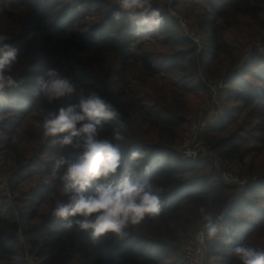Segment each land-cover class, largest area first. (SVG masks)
Segmentation results:
<instances>
[{"label": "trees", "instance_id": "1", "mask_svg": "<svg viewBox=\"0 0 264 264\" xmlns=\"http://www.w3.org/2000/svg\"><path fill=\"white\" fill-rule=\"evenodd\" d=\"M1 1L0 34L18 49L11 74L19 86L0 93V123L5 124L0 127L1 174L15 197L11 207L0 205V264H26L20 234L28 253L42 264H176L174 252L206 224L201 208L214 220L226 210L218 223L223 236L209 243L215 264H240L234 249L241 244L264 250V175L230 199L233 188L216 181L204 160L189 161L176 149L187 130L189 96L207 91L205 78L220 79L226 67L236 70L242 61L228 34L232 38L230 32L247 25L264 31V0H205L200 28L209 37L202 50L168 11L170 0H159L163 19L152 29L128 13L114 18L117 8L105 1ZM89 18L97 21L89 23ZM49 69L77 89L55 100L50 112L78 103L81 95L99 94L121 113L100 133L112 139L119 129L124 136L113 140L123 152L116 181L124 175L147 180L160 194L159 214L129 225L123 236L107 233L93 239L91 230L76 225L78 217L60 220L51 214L57 202L68 199L61 180L65 169L53 165L61 156L75 159L81 149L62 148L59 137H53L54 146L31 154L25 141L17 140L15 122L48 102L38 78L46 80ZM163 75L172 76L174 89L160 83ZM225 85V103L231 107L222 124L206 125L203 135L209 140L211 134L209 141L225 158L255 162L264 153V59L253 53L246 68ZM250 143L257 146L245 148ZM132 151L142 155L133 160ZM94 188L95 183L88 193ZM0 197L4 200L2 190Z\"/></svg>", "mask_w": 264, "mask_h": 264}, {"label": "clouds", "instance_id": "2", "mask_svg": "<svg viewBox=\"0 0 264 264\" xmlns=\"http://www.w3.org/2000/svg\"><path fill=\"white\" fill-rule=\"evenodd\" d=\"M114 7L117 8L114 18L119 19L121 13H128L137 19L138 24L149 29L158 26L163 19L161 10L153 6L152 0H115ZM8 39L7 35L0 34V93L6 88L19 86L11 74L18 49L6 43ZM46 76V80L39 77L38 83L49 102L76 93V85L55 69H49ZM120 115L111 103L96 92H90L81 95L78 103L49 112L42 123L38 122L45 138L59 137L57 143L60 147L81 149L75 159L61 156L53 165L54 170L65 169L61 180L63 193L68 199L57 202L51 214L60 220L78 217L76 225L80 230H91L93 239L107 233L123 236L129 225L139 224L146 215L156 216L160 212V194L149 181H133L130 175L116 181L123 152L113 140L122 141L124 136L119 129L113 130L112 139L101 138L100 133L107 122ZM141 155L139 151H132L131 159L136 160ZM94 183V190L88 193ZM200 212L206 221L204 226L209 237H214L219 225L204 208ZM234 255L240 264H264V250L246 243L237 246Z\"/></svg>", "mask_w": 264, "mask_h": 264}, {"label": "rangeland", "instance_id": "3", "mask_svg": "<svg viewBox=\"0 0 264 264\" xmlns=\"http://www.w3.org/2000/svg\"><path fill=\"white\" fill-rule=\"evenodd\" d=\"M105 1L106 3L110 4V6L114 7L115 0H95V2ZM3 1L0 0V10L2 9ZM184 2V3H183ZM153 6L157 7L159 0H152ZM207 7L205 0H170V4L168 5V11L174 16L180 23L183 32L191 37L195 43L198 45L199 49L202 50L204 48V41L208 38V33L200 28L202 23V15L203 10ZM93 11H91V15H96V7H92ZM89 23L97 21L94 18L88 19ZM1 23V22H0ZM3 27L5 25V21L1 24ZM246 28L242 27L237 32L232 31L230 33L233 34L232 38L228 34L230 38V42H234V46L237 49L236 57H242V61L238 64L237 69L234 68H225L223 72V77L220 79H213L207 80L204 79L205 85L207 87V91H200L198 92V96H189L190 105L192 109L190 113L186 116L187 118V130L186 133L181 141L178 142L176 145V149L178 152L187 160L193 161L190 157L192 151H194L198 145L200 146H207L213 149H216L220 155L222 153L219 149L215 147V143L209 141L212 137L209 135V140H205L204 129L206 130V125L212 126H219L222 124L227 111L230 109V105L225 103L226 94H225V87H226V79L230 77H234V75L246 68V65L252 56L253 53H257L255 50V45H260V48L257 50L259 52H264V31L260 29L254 28V26H245ZM152 29V28H151ZM180 29V32H182ZM159 51L166 52L158 48ZM262 59H264V54H259ZM29 60V59H27ZM26 60V61H27ZM231 69V70H230ZM166 79H165V77ZM162 81L161 84L166 83L169 89H174L172 85L169 83L173 80L172 76L163 75L161 76ZM35 83V81L33 82ZM256 83V82H254ZM217 91V100L215 99V93ZM3 95V94H2ZM215 102H218L220 106L223 108V112L225 113L224 118L219 123L212 124V120L210 118V113L215 108ZM41 104V103H40ZM180 102H178V105ZM56 101L52 102H45L42 103L38 110L33 113H30L28 117L21 118V120H17L15 123L19 125L18 127L14 128L17 130V140L25 141L26 147L28 150L30 149V153H35L39 151H47L49 147L54 146L53 137L45 138L43 136V130L39 127L38 122L42 123L43 119L47 116V114L55 107ZM42 108V110H40ZM42 111V112H41ZM45 112V113H43ZM205 120V124L203 121ZM4 122L0 123V127H4ZM199 126V127H198ZM208 129V128H207ZM206 132V131H205ZM207 133V132H206ZM204 134V135H203ZM188 146V148L186 147ZM257 146L255 143H250L245 148L255 147ZM190 147V148H189ZM31 153V154H32ZM262 154L255 162L252 161L250 158H246L245 161H241L240 157L235 158H225L223 157L224 165L228 167V169H234L240 175L241 179L247 181L246 186L243 187H234L233 194L231 195L230 199H233L234 196L240 195L244 193L247 185L251 182L258 181L264 175V153ZM203 161V160H199ZM206 165H209V168L206 170L208 173H211L216 181L222 184L224 183L221 178L222 170L224 168L223 165H216L204 160ZM1 166L2 163L0 162V190L3 192L4 200H0L1 206L11 207L14 204L15 197L11 194L8 188V180L6 177H3L1 174ZM225 184V183H224ZM226 185V184H225ZM228 186V185H227ZM1 198V197H0ZM226 213V210L223 209L220 214H218L215 222L221 223L223 222L224 218L220 220V217ZM225 215V214H224ZM226 216V215H225ZM200 228H197L191 235V238L180 245L178 251L174 252V260L176 264H187L185 261V253L187 250L193 246L194 238L196 233ZM223 236L222 228L217 231L214 237H209V243H212L215 239ZM19 241L21 242V246L25 248L26 253V264H42L43 260L38 258L34 254H30L29 248L26 244V239L20 234L18 236ZM210 250L208 246V255H207V264H215V259L210 258L209 256Z\"/></svg>", "mask_w": 264, "mask_h": 264}, {"label": "built area", "instance_id": "4", "mask_svg": "<svg viewBox=\"0 0 264 264\" xmlns=\"http://www.w3.org/2000/svg\"><path fill=\"white\" fill-rule=\"evenodd\" d=\"M255 50L259 54H264V52H259L257 49L260 48V45H255ZM215 99L217 100V91H214ZM225 113L223 112L222 106L219 105L218 102H215V108L210 113V118L212 120V124L219 123L222 118H224ZM199 127V126H198ZM188 148V146H186ZM190 148V147H189ZM191 159L193 161L199 160H206L210 163L216 165H223L224 168L222 170L221 178L222 181L228 186L234 187H245L247 181L241 179L240 175L234 169H228L227 166L224 165V159L220 155V153L211 147L207 146H200L198 145L197 148L190 152ZM226 215V213H224ZM220 217L222 220L225 215ZM208 246H209V238H208V231L205 226H202L195 235L194 244L190 247L187 252L185 253V261L187 264H207V253H208ZM209 264V263H208Z\"/></svg>", "mask_w": 264, "mask_h": 264}]
</instances>
